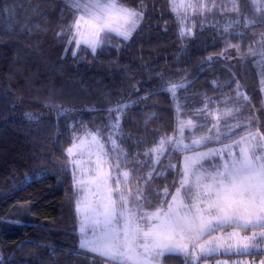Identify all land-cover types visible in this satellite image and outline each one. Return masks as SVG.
<instances>
[{"label":"trees","instance_id":"1","mask_svg":"<svg viewBox=\"0 0 264 264\" xmlns=\"http://www.w3.org/2000/svg\"><path fill=\"white\" fill-rule=\"evenodd\" d=\"M125 2L135 7L140 0ZM143 3L145 19L132 38L113 37L95 55L81 46L73 57L71 49L64 51L73 20L66 0H0V220L21 225H0V264L107 263L79 248L77 194L66 149L84 126L108 123L107 109L118 100L129 105L120 124L132 137L122 144L129 156L150 147L160 134H174L178 117H192L207 98L213 109L226 98L244 105L235 93L240 82L249 97L250 122L264 132V97L255 66L259 55H248L249 49L257 51L264 24L227 33L208 17L196 20L193 36L181 37L169 0ZM227 38L239 45L240 68L221 59ZM181 82L187 87L175 97L165 91ZM138 139L148 143L134 147ZM185 154L161 157L157 171L165 175L149 187L159 190L178 181ZM169 163L176 169L165 170ZM163 263L188 261L179 255Z\"/></svg>","mask_w":264,"mask_h":264},{"label":"snow or ice","instance_id":"2","mask_svg":"<svg viewBox=\"0 0 264 264\" xmlns=\"http://www.w3.org/2000/svg\"><path fill=\"white\" fill-rule=\"evenodd\" d=\"M68 3L73 20L68 25L64 51L71 49L73 57L82 45L95 55L113 37L129 40L147 10L143 0L135 7L126 6L125 0ZM250 3L260 19L249 18L239 0H231V7L218 4L217 0H169L170 11L179 21L181 37L193 36L195 18L206 17L214 10L242 16L245 27L264 24V2ZM239 23L240 19H234L224 31ZM63 34L62 30L57 36ZM73 44L75 47L71 48ZM228 47L239 52L238 45ZM257 54V75L260 91L264 92V44L258 51L249 49L248 55ZM186 87L183 82L172 83L165 86V91L175 97L178 89ZM236 95L243 96L245 101L249 99L239 91ZM212 103V98H207L192 117H178L174 134H160L150 147L134 151L131 156L122 147L132 140L120 126L129 107L123 101L118 100L115 107L107 109L110 122L103 127L84 126L82 135L74 134L66 149V167L72 171L73 188L78 192L74 203L79 216L80 249L105 258L107 264H163L165 258L179 255L192 264L221 250L225 254L244 255L260 248L264 243V132L261 126L249 122L246 134L241 135L235 131L240 124L224 123L239 110L213 109ZM198 117L208 121L210 127L199 123ZM200 128L207 129L205 134L197 135ZM146 143V139H138L133 146L138 148ZM210 143L220 146L207 147ZM202 147L207 150L200 151ZM175 152L191 153L183 156L176 172L178 181L159 190L149 187L154 179L165 175L164 171H157L161 157ZM176 167L169 163L165 170ZM144 168L149 171L141 174ZM133 181L135 187L131 186ZM0 225L7 229L21 226L13 219L0 220Z\"/></svg>","mask_w":264,"mask_h":264},{"label":"rangeland","instance_id":"3","mask_svg":"<svg viewBox=\"0 0 264 264\" xmlns=\"http://www.w3.org/2000/svg\"><path fill=\"white\" fill-rule=\"evenodd\" d=\"M66 1L68 3V0H66ZM262 2H264V0H262ZM217 3L218 4H225V5H227V7H231V0H217ZM239 4H240V7L243 10V12L246 13L249 16V18L260 19V14L255 12L254 6L250 3V0H239ZM208 17L212 18V21L214 23H216V26L220 30L225 29V27L227 25H229L234 19H240V23L239 24H232L231 28L237 27L238 30H240V31H242V29L246 28L244 26V19H243L242 16L241 17H237L233 13L222 14L219 10H214L212 13L207 14L206 17H196L195 18V25H196V23L198 21L197 19H202L203 21L211 20V19H208ZM194 27L192 28V31H193ZM228 32H230V28L228 29L227 33ZM135 33L136 32H134L132 34V37H133V35ZM229 39L230 38L225 39V41L228 42V43L226 44V50H225L224 54L221 56L222 57L221 59L224 58V60L227 61L228 63H232V64L236 65L238 68H240L242 62H241V58H240L239 52L236 51L235 47H228L229 44H231V45H237V44L230 43ZM261 44H264V39H262V36L259 37V39H258V41L256 43L257 51L259 50ZM239 50H240V48H239ZM257 55H259V54H257ZM258 57H259V59H256V61L260 60V55ZM255 66H256V69H257V73H258L259 72V68L257 67L256 62H255ZM259 80H260V77H259ZM239 85H240V88L237 89V87H236L235 93H237V91L242 92L244 90L242 88L241 82L239 83ZM262 94H263V97H264V92H262ZM237 97H240V96H237ZM203 106L204 105H202L201 107H203ZM225 107H232L234 109H238L239 110L237 112H234L233 116L228 117L229 119L228 118L226 119V120H228V123H227L226 120L224 121V123L227 126H234L236 124H240L241 125L240 128H235V131L238 132V133L241 132V130L243 128V125L248 124L250 121H252L254 119V117L251 116L252 114L250 113L246 102L244 103V105H242V104H240V99L238 101H231V100H229V98L224 99V102L220 103V107L219 108L223 109ZM210 119L211 118L209 117V120ZM198 122L202 123V124H208V126L210 127V124L208 123V121H205L202 117L198 120ZM101 126L103 127V125H101ZM206 130H207L206 128H200L198 130V132H197V135L205 134ZM188 135H189V132L186 129L185 130V136L187 137ZM189 142L190 141L185 140V143H189ZM226 143H231V141H228ZM219 146L220 145L218 144V145H215L213 147H219ZM206 150H207V148L206 149L201 148L200 151H206ZM186 154L190 155L191 153H186ZM207 164H208V162L205 161V165L206 166H207ZM131 186L135 187L136 186V182L132 183ZM76 194H77V198H78V192L77 191H76ZM77 231H78V236H79V240H80L79 216H78V223H77ZM217 234H219V233H217ZM188 259L190 260L191 258H188ZM262 260H264V243H261V246H260V248L258 250H252L251 254H244V255H237V254H231V253L225 254L223 252V250H221L220 252H218L216 254H213V255H210L208 257H204V258H202L199 261H192V264H223L224 261H227L228 264H236L237 261L241 262V264H260V261H262Z\"/></svg>","mask_w":264,"mask_h":264},{"label":"crops","instance_id":"4","mask_svg":"<svg viewBox=\"0 0 264 264\" xmlns=\"http://www.w3.org/2000/svg\"><path fill=\"white\" fill-rule=\"evenodd\" d=\"M241 93L244 94V91H242ZM242 100H243V99H242ZM244 102H246V104H248V103H247L248 101H244ZM246 125H247V124H246ZM246 125H243V127L246 126ZM244 134H246V133H244ZM244 134H242V135H244ZM230 141H231V140H230ZM216 145H218V144H216ZM213 146H215V145H213ZM213 146H210V147H213ZM203 149H206V148H203ZM200 150H201V149H200Z\"/></svg>","mask_w":264,"mask_h":264}]
</instances>
